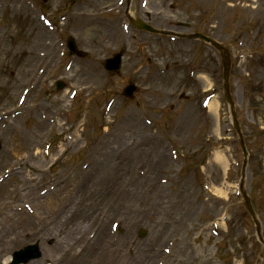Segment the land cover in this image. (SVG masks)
I'll return each instance as SVG.
<instances>
[{
  "label": "rangeland",
  "instance_id": "rangeland-1",
  "mask_svg": "<svg viewBox=\"0 0 264 264\" xmlns=\"http://www.w3.org/2000/svg\"><path fill=\"white\" fill-rule=\"evenodd\" d=\"M124 5L0 0V264L36 242L42 257L29 264H264L237 195L242 154L218 55L123 30ZM146 9L165 25L156 27L230 52L246 190L264 237V0H132L134 15ZM67 36L87 59L66 55ZM119 48L121 73L108 76L102 61ZM128 81L138 93L126 101Z\"/></svg>",
  "mask_w": 264,
  "mask_h": 264
},
{
  "label": "water",
  "instance_id": "water-1",
  "mask_svg": "<svg viewBox=\"0 0 264 264\" xmlns=\"http://www.w3.org/2000/svg\"><path fill=\"white\" fill-rule=\"evenodd\" d=\"M144 29H146V28H144ZM199 38L202 39L203 41L207 42V43L212 44L215 48H217L222 53L223 68H224V76H223V78H224L225 98H226L227 102L231 104V102L229 100V97H228L227 80H228V67H229V63H228L227 57L225 56V53H224L223 49L220 46L216 45L215 43H213L212 41H210L207 38H204V37H201V36H199ZM113 63L116 66H118L119 61L116 60V61H113ZM129 90H130V88H129ZM235 128H236V130H237V132L239 134V130H238V128H237L236 125H235ZM240 144H241V146L243 148V145H242V142L241 141H240ZM243 198H244L245 205H246V208H247L248 212L253 217V212H252V210L250 208L248 198L245 195H243ZM37 257H38V254H37L36 247H27L24 250H22V251L14 254L13 262L11 264L25 263L26 261H29L30 259H34V258H37Z\"/></svg>",
  "mask_w": 264,
  "mask_h": 264
},
{
  "label": "bare ground",
  "instance_id": "bare-ground-1",
  "mask_svg": "<svg viewBox=\"0 0 264 264\" xmlns=\"http://www.w3.org/2000/svg\"><path fill=\"white\" fill-rule=\"evenodd\" d=\"M36 43L37 44H42L43 43V40L37 39V42ZM42 45H45L47 48H50V44H46V43L44 44L43 43ZM37 61H40V60H37ZM208 110L209 111L216 112L217 111V104H216V102H214V101L209 102V104H208ZM119 154H121V155H118V156L114 157L113 160H112V162L114 163V165H119L120 163H122L123 161H125L126 159H128L130 157V155H129L128 152H123V153H119ZM103 160H105V159L103 158ZM215 160L219 164H222V165L226 166V161H224L220 156H217ZM99 161H102V160H99ZM97 163H98V161H97ZM88 174H91L92 175L93 173L88 172ZM88 177H92V176H88ZM215 192L216 193H219V191H215Z\"/></svg>",
  "mask_w": 264,
  "mask_h": 264
}]
</instances>
